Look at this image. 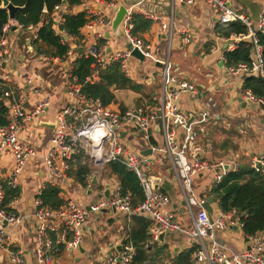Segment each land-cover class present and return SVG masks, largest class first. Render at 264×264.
<instances>
[{"label":"built area","instance_id":"2783aa9c","mask_svg":"<svg viewBox=\"0 0 264 264\" xmlns=\"http://www.w3.org/2000/svg\"><path fill=\"white\" fill-rule=\"evenodd\" d=\"M169 1L170 14L165 18L145 9L150 0H138L127 7L123 36L128 44L124 49H112L110 37L96 31L95 38L83 39L76 45V48H81L79 51H74L71 46L67 58H53L58 62H68L65 73L61 75L60 84L65 93V100L56 109L54 117L56 126L52 128L50 145L45 154H41L39 142L29 141L28 130L35 121H43L52 106L53 94L49 92L47 80L44 81L37 75L25 74L20 82L0 81V105L6 107L8 120L7 124H0V171L5 170L4 178L0 180V256H6L11 264H23L25 261V251L23 248H15L14 239L15 229L25 216L16 208L18 195L5 202L7 188L17 190L28 172L37 176V170L33 169L31 164L40 157L46 168V182L57 185L69 178V173L79 162L80 154L88 158L92 166L99 170L104 169L112 161H120L127 165L138 175L145 199L134 206L132 196L124 194L121 184L117 183L109 196H103L91 205L84 206L74 199H68L60 207L51 208L45 205L41 198L42 190L46 186L41 183L33 200L37 264H59L57 260L59 252L71 256L80 250L86 237L85 223L90 213L104 209H115L128 218L140 216L150 220L149 232L155 239L162 231L165 232V238L167 234L177 233L193 239L196 248L189 264H264V230L257 234H246L243 230L244 223L236 209L227 212L220 210L215 216L211 215L207 208V202L210 201L207 199L208 195H200L196 189V178L202 172L214 171L211 190L228 172L239 169L243 154L230 148L222 156H215L213 141L203 142L206 136L204 123L209 120V109L202 107L200 111H183L182 93H188L194 98L201 94L197 84L183 76L180 68L175 66L170 58L175 34L182 35L185 43H191L193 40L190 28L174 26L176 2L186 5L204 2L214 12V26L217 23L241 21L247 27L246 35L232 33L229 38H223L228 50H234L242 39L247 37L254 39V60L251 63L227 66L224 54L220 59L225 65V70L240 77L242 81L244 76L249 75H261L264 78L262 46L257 37L259 32H264V9L259 15L257 28H254L251 17L233 7L230 0ZM118 4L114 2L108 6L117 7ZM60 7L61 5L55 7L53 27L57 33L64 35L65 31L60 28L64 21L63 14H58ZM137 12L147 18L161 20L159 34L164 36L168 46L165 58L161 60L152 58L151 43L134 33L133 16ZM90 18L85 24L89 30H94L95 26L107 28L112 22V17L105 10H92ZM15 25L30 32L31 40L37 38L36 25H25L18 21ZM10 28L11 23L4 27L0 35V66L9 64L11 59ZM65 38L68 41L77 40L69 36ZM135 49L145 56V60L161 61L160 71L151 75L153 80L160 78L157 99L145 101L136 107L121 109L114 103L105 104L100 98H89L82 92L81 83L77 76L72 74V61L82 56L94 59L91 73L87 77V81L90 82L98 81L100 71L112 63H118L123 73L133 80L135 74L133 61L140 60L133 55ZM211 51L216 52L217 46H211ZM240 96L247 102V107L262 110L264 132V97L255 95L249 89L242 91L241 88ZM208 99L210 103L215 104L211 96ZM191 115L195 117L189 123ZM216 116L219 122H225L224 127L230 126L221 114ZM235 124L240 134H245L251 127L243 123ZM196 127L200 128V131ZM122 131L125 132L123 136ZM138 134L143 142L142 146L150 148L151 153L136 152L123 143L137 141ZM158 154L166 155L170 161L169 170L174 174L173 181L186 210L184 218L179 217L174 211L165 209L170 199L163 190L162 178L160 177L161 181L158 184H154L151 179L154 176L151 167ZM246 155L250 166L264 175V152ZM233 226L243 230L249 243L243 249H237L218 237L220 232ZM121 244L122 248L119 251L106 256L104 264L145 263L138 260L137 248L128 233Z\"/></svg>","mask_w":264,"mask_h":264},{"label":"crops","instance_id":"0c3cea01","mask_svg":"<svg viewBox=\"0 0 264 264\" xmlns=\"http://www.w3.org/2000/svg\"><path fill=\"white\" fill-rule=\"evenodd\" d=\"M138 0H82L80 4L74 6H68L66 4L61 5L58 14L64 15L67 12L79 13L86 12L90 17L92 10H105L108 11L112 17L111 25L107 28L102 26H95L94 30H89L85 26L81 29V40H91L95 38L94 32H100L106 37H110L112 40V49L121 50L124 49L128 42L124 36H119L114 33L113 23L115 17L117 16V7H109L108 4L118 2V6L124 5L126 8L131 4L137 2ZM233 7L236 9L245 12L251 17L254 23V28H257V21L259 15L264 9V0H230ZM174 13V26L175 28L187 27L190 28L193 33V40L191 43H185L182 39V35L179 33L175 34L173 44L171 47V62L180 68L182 75L187 79L194 81L200 91V96L194 98L188 93H182L181 95V106L184 112L197 110L200 111L201 108H208L210 112L209 120L205 123L207 124L206 136L203 138V142L207 143L212 141L213 127L222 125L217 119V114H221L218 110L220 104V98L218 96V91L223 90L228 95L227 98V107L229 109V114L231 117L237 119L234 120V129L237 133L238 138L235 143L239 144V152L247 157L246 154L256 155L264 152V132L262 128L263 115L261 114L262 110H259L257 107H242L241 101L238 99L240 96V88H242L243 81L240 77L228 73L223 62H221L222 55L228 51L226 47V42L223 41L222 37H219L215 34L213 22L215 21V15L211 8H209L204 2H197L193 5H186L179 1L176 2ZM145 9L155 14L163 16L164 18L170 14V1L169 0H150L149 4L145 5ZM140 13V12H137ZM142 14V13H141ZM144 15V14H143ZM126 17V16H125ZM124 19L120 23V28L123 31ZM153 20L151 28L145 32L142 36L145 40L151 43L152 45V58L163 59L166 57L167 52V41L163 35L159 34L161 30V20ZM166 21V19H165ZM15 22H17L15 20ZM15 22L11 21V28L9 31V38L12 41L11 46V56L10 62L7 65L0 66V81L5 80L6 82H20L23 75L33 74L42 78L48 83L49 92L52 95V106L47 112L44 120L41 122H53L56 115V109L61 102L65 100V93L61 88V79L68 64L67 61L58 62L54 60L50 55L39 53L35 46L33 45V39H30V32L27 31L26 34L21 33V45H24L29 51V56H22L20 53L14 51L15 44L14 38L12 36L13 26ZM115 25L116 22H115ZM116 28V27H115ZM19 32L23 31L22 29L17 28ZM74 51H79L81 48H76V44L71 39L69 40ZM77 42V41H76ZM217 46V51H211V46ZM26 58H32L31 64L36 67V73H29L24 70H21L26 64ZM59 58V57H58ZM161 64V61H154L152 59H147L144 61L135 59L133 61V68L135 70L133 80L137 83L143 85L144 92L147 93L148 98H145L143 95H139V98L143 103L145 101H150V97L157 99L159 94V84L160 78L157 77L155 80L152 78V73L159 72L160 67L158 64ZM56 66L57 70L54 69ZM150 77V78H149ZM124 89L114 90L116 97L117 92ZM242 90V89H241ZM211 96L215 104L210 103L208 97ZM234 97V98H233ZM118 99V97H117ZM237 101V102H236ZM117 102V101H116ZM111 102V103H116ZM109 103V104H111ZM222 115V114H221ZM240 117V118H238ZM39 121H35L33 125L28 130L29 141H37L40 143L41 154H45L50 145V139L52 137V128L43 125ZM219 123V124H218ZM235 123L238 124H248L251 127L247 129L245 134H240L236 127ZM44 126L51 129V131H42V134H39L34 130V127ZM137 141L123 143L126 146H129L136 152H141L145 148L142 146L143 142L137 136ZM182 138L184 135L182 134ZM251 137L255 140L258 139L256 144H251ZM249 140V144L242 146L243 143ZM84 162L91 164L88 158H83ZM92 165V164H91ZM31 167L37 170L38 175L34 176L28 172L22 180V185L18 188L19 190V201L17 205L18 211L25 216V219L22 223L15 229L14 239H15V248H23L25 251V261L23 264H37L36 260V250H35V224H34V211L35 206L33 200L36 196L37 191L39 190L41 183L46 185H52L47 183L46 168L43 162L42 157H40L36 162L31 164ZM93 167L92 173L88 176V185L84 187L81 185L76 178L71 173H69V178L67 180H62L56 186L61 190V196L64 198L65 202L68 199H74L84 206L91 205L96 203L103 197L107 192L109 187L110 191L114 189L117 183L120 182L117 180V177L110 173L107 168L99 170L98 168ZM170 161L167 159L166 155H157L154 164L151 167V173L154 176L161 177L164 184L170 185V189L167 190V194L173 190H176V185L173 181V172L169 170ZM5 170L0 171V180L4 178ZM108 172V173H106ZM97 176V182L92 183L93 176ZM214 171L208 170L202 172L197 176L195 185L198 193L200 195H208L207 208L211 215H214L219 212L221 209L218 207V203L213 199L210 193V184L213 180ZM108 185V187H107ZM109 191V192H110ZM178 193V191L176 190ZM110 194V193H109ZM109 196V195H108ZM169 204L165 208L168 211H174L179 217L184 218L186 216V210L183 204V199L181 195L173 194L172 197L169 196ZM121 216H124V219H127L126 225L127 228L131 227L133 222V217L128 218L127 215L118 212L114 209H105L99 212H93L90 214L88 220L85 223V228L87 230L86 237L83 243V246L80 250L74 252L71 256H68L65 253L59 252L57 254V260L59 264H104L105 258L111 252L119 251L118 247L122 243V239L126 235L124 230L125 226L123 221H121ZM130 223L128 224V222ZM150 227V226H149ZM128 231V230H127ZM122 232V233H121ZM128 233V232H127ZM150 235V232H149ZM152 236V234H151ZM153 237V236H152ZM218 237L221 241L230 244L231 246L237 249H243L249 243L247 242L243 230L236 226H233L223 232L218 234ZM154 238V237H153ZM155 242L159 245L166 244V253L174 256L181 251L191 248L194 246V240L182 236L177 233H170L166 235L165 241L161 242L158 239H155ZM168 247L170 250H168ZM0 264H11L6 256H0Z\"/></svg>","mask_w":264,"mask_h":264},{"label":"trees","instance_id":"16d2710c","mask_svg":"<svg viewBox=\"0 0 264 264\" xmlns=\"http://www.w3.org/2000/svg\"><path fill=\"white\" fill-rule=\"evenodd\" d=\"M10 1L20 7L16 16L18 22L37 26L38 36L32 42L36 50L51 57L67 58L71 44L65 37L77 38L75 44L78 45L82 37L81 29L91 19L86 12L65 13L60 28L66 34L61 35L53 27V14L56 6L64 4L63 0ZM81 1L67 0L66 5L71 7L80 4ZM10 22L8 9L3 6V1L0 0V35L4 27ZM133 23L135 26L134 33L143 37L142 35L151 28L153 20L141 13H135ZM214 31L217 36L222 38H229L232 33L248 34L247 27L241 21L217 23ZM257 37L262 46L264 58V32H259ZM44 47L48 49H44ZM254 54V39L247 37L242 39L234 50L225 52L226 65L236 66L240 63H251L254 60ZM93 63L92 57L85 56L77 57L72 61V74L77 76L82 85V92L87 97L100 98L105 104H109L117 101L114 92L116 89H131L136 92H141L144 89L143 85L128 78L118 63H112L103 68L100 71L98 81H87ZM241 87L242 91L249 89L255 95L264 97V78L261 75L244 76ZM149 98L153 100V97L149 96ZM7 121V109L0 105V124H7ZM83 158L82 154L78 156L79 162L71 173L81 185L86 187L88 176L92 173L93 167L90 163L84 162ZM105 168L117 177L123 193L132 196L134 206L145 199L142 183L135 171L120 161L109 162ZM163 190L168 193L165 188ZM6 194L5 202H9L11 197L19 195V190L7 188ZM210 194L217 201L218 207L222 211L227 212L236 209L239 212L246 234H257L264 230V175L253 169L248 160H242L238 170L228 172L220 183L213 186ZM41 198L44 204L51 208H58L65 203L60 188L50 184L43 188ZM150 225V220L133 216L128 234L137 248L138 260L145 262L143 264H189L191 262L195 245L171 256L166 253V244H157L154 238L149 235Z\"/></svg>","mask_w":264,"mask_h":264},{"label":"rangeland","instance_id":"374dc122","mask_svg":"<svg viewBox=\"0 0 264 264\" xmlns=\"http://www.w3.org/2000/svg\"><path fill=\"white\" fill-rule=\"evenodd\" d=\"M21 33L26 34L27 31L23 30L21 32H19V30H15L12 34L13 38H14V44H15V48L14 51L16 53H20L22 56L26 55L29 56V51L27 50V48L24 45H21ZM44 49H48L46 47H44ZM31 59L32 58H26L25 60V66L23 68H21V70H24L26 72L29 73H36V71H38V69L36 70V67H34L31 64ZM54 69L57 70L56 66H54ZM117 102L114 104L115 106L123 109V107L125 108H132V107H136L137 105H139V103L142 101L141 98H139V95H143L145 98H148V95L146 96L147 93L144 92V90H142L141 92H136L133 91L131 89H124V90H120L119 92H117ZM218 96H219V100H220V104L218 107V110H220V113L222 114L223 118L226 119L227 122L230 123L229 127H224L225 126V122H219L222 127L220 126H216L213 127L212 129V134H213V143L215 145V156H222L224 153H226V151H228V149L230 148H234L233 150H237L239 151V144L235 143L234 140H236L239 136L237 135L235 129H234V118H232L230 116L229 109L227 107V98L228 95L226 92H224L223 90L218 91ZM234 98V97H233ZM237 102V101H236ZM218 123V124H219ZM207 124L204 123V127L207 130ZM196 129L198 131H200L198 127H196ZM34 130H36L37 133L42 134V131H51V129L46 128L44 126H37L34 127ZM238 136V137H237ZM251 139V144H256V142H258V139L255 140L253 137L250 138ZM249 144V140H246L242 146H245ZM226 145V146H224ZM224 146V147H223ZM235 150V151H236ZM248 157L244 156L242 157V160L247 161ZM108 173V172H106ZM178 195L179 193L176 192V190H173L171 192V194L169 193V196L172 197V195ZM180 195V194H179ZM91 214V213H90ZM90 216V215H89ZM121 221H123L124 225H126L127 219H124V216H121ZM130 223V221L128 222V224ZM130 228H127V225L125 226L124 230L126 231L125 233L127 234V230H129ZM122 233V232H121ZM168 250H170V248L168 247ZM168 254L171 255L168 251Z\"/></svg>","mask_w":264,"mask_h":264},{"label":"water","instance_id":"95a60500","mask_svg":"<svg viewBox=\"0 0 264 264\" xmlns=\"http://www.w3.org/2000/svg\"><path fill=\"white\" fill-rule=\"evenodd\" d=\"M2 1H3V6L8 9L9 19L11 21H15L16 20V16H17V12L20 9V7L16 6L15 4H13L10 0H2ZM63 3L66 4L67 0H63ZM116 10H117L116 11L117 12V16L115 17V20H114V23H113L114 33H116L119 36H123V31L120 28V23L122 22L123 18H125L126 14H127V8L124 5H120V6H117ZM115 22H116L117 25H115ZM16 29H17V26L16 25L13 26V30H16ZM133 55L135 57L139 58L142 61L145 60V56L138 49L133 50ZM158 65L161 66L160 63ZM238 99L241 101L242 107L246 108L247 107V102L244 101L241 96H239ZM194 117H195L194 115L190 116L189 123H191V121L194 119ZM41 123L43 125H45V126L50 127V128H54L56 126V121L55 120L53 122H41ZM124 134H125V132L122 131L121 135L123 136ZM151 152H152V150L150 148L149 149H144L142 151L143 154H149ZM151 179H152L154 184H158L161 181V178L160 177H156V176H153ZM96 182H97V176L94 175L93 179H92V183H96ZM107 187H108V185H107ZM164 187L168 190V189H170L171 186L168 185V184H164ZM109 191H110V189L108 187L107 192L103 196H108L109 193H110ZM211 200L212 199L210 198V201ZM114 211H116V210L114 209ZM150 235H151V233H150ZM157 239L159 241H161V242H164L165 241V232L162 231L159 234V237ZM121 248H122V244L118 247V249L120 250Z\"/></svg>","mask_w":264,"mask_h":264}]
</instances>
